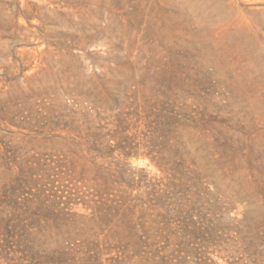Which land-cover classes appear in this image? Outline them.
<instances>
[{"label":"rangeland","instance_id":"374dc122","mask_svg":"<svg viewBox=\"0 0 264 264\" xmlns=\"http://www.w3.org/2000/svg\"><path fill=\"white\" fill-rule=\"evenodd\" d=\"M0 264H264V0H0Z\"/></svg>","mask_w":264,"mask_h":264}]
</instances>
